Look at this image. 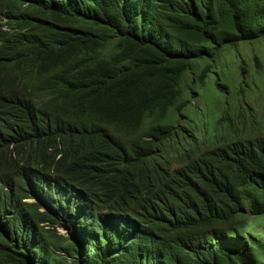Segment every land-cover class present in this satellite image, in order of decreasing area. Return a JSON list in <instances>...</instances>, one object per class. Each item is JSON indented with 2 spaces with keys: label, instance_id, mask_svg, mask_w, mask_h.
Here are the masks:
<instances>
[{
  "label": "trees",
  "instance_id": "trees-1",
  "mask_svg": "<svg viewBox=\"0 0 264 264\" xmlns=\"http://www.w3.org/2000/svg\"><path fill=\"white\" fill-rule=\"evenodd\" d=\"M261 36L264 0H0V264H264V136L170 156L192 60Z\"/></svg>",
  "mask_w": 264,
  "mask_h": 264
},
{
  "label": "rangeland",
  "instance_id": "rangeland-1",
  "mask_svg": "<svg viewBox=\"0 0 264 264\" xmlns=\"http://www.w3.org/2000/svg\"><path fill=\"white\" fill-rule=\"evenodd\" d=\"M210 46L213 55L194 58L181 83L179 103L189 104L181 114L173 112L174 123L185 126L179 143L171 141L174 165H181L177 153L186 148L198 155L214 144L264 136V36L218 49ZM207 65L211 71L205 83L194 82ZM219 83L226 85L224 92ZM254 234L264 238V225H255Z\"/></svg>",
  "mask_w": 264,
  "mask_h": 264
}]
</instances>
